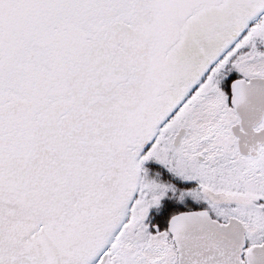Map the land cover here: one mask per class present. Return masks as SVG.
Wrapping results in <instances>:
<instances>
[{"label": "snow or ice", "instance_id": "snow-or-ice-1", "mask_svg": "<svg viewBox=\"0 0 264 264\" xmlns=\"http://www.w3.org/2000/svg\"><path fill=\"white\" fill-rule=\"evenodd\" d=\"M0 264H264V0H0Z\"/></svg>", "mask_w": 264, "mask_h": 264}]
</instances>
